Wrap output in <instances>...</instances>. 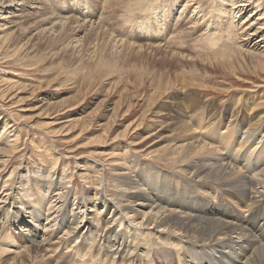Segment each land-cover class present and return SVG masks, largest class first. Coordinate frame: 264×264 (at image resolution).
I'll return each instance as SVG.
<instances>
[{"label":"bare ground","instance_id":"obj_1","mask_svg":"<svg viewBox=\"0 0 264 264\" xmlns=\"http://www.w3.org/2000/svg\"><path fill=\"white\" fill-rule=\"evenodd\" d=\"M57 1L63 2L62 5L54 0L51 7H55L53 10L59 21H53L50 27L35 35L45 41L55 37L59 41L61 35H66L63 42L60 41L61 49L80 48L85 27L87 30H102L107 26L106 18L117 13L114 7L105 15L102 11L106 7L93 6L90 3L93 0ZM120 1L105 2L111 8V2ZM157 1L151 0V6ZM208 1L173 0L177 3L176 10L180 11L182 26L170 41L195 43L192 51L197 57L185 55L187 68L193 69L201 60L209 64L217 62L216 69L229 63L243 66L246 62H254L263 69L264 5L260 0ZM43 5L47 6V0H0V20L3 21L0 30L8 48L13 43L12 26L20 19L17 16L25 12L24 7L39 11ZM126 13L130 17L133 10L128 7ZM219 13L223 16H218ZM209 22L215 24L211 32V26H205ZM172 25L173 20H169L153 31L150 30L151 24L140 25L132 28L127 38H119L117 32L113 35L108 27L104 30V40L108 44L114 43L117 48L128 45L143 53L146 47L139 38H133L132 31H143L150 40L149 48L160 47L167 41ZM203 26L206 28L201 30ZM23 27L26 32L34 31L32 26ZM219 39L225 42L221 50L216 48ZM21 48L24 47L17 48L14 55L22 53ZM115 58V54H107L106 48L100 45H96L87 56V59H95L92 66L95 69L114 68ZM201 81L203 79L192 73L185 85L197 88ZM156 88L161 89V82ZM1 97L8 98L7 94ZM67 103L69 100L65 99L56 104L61 107ZM95 113L97 110L88 115L94 117ZM117 117L111 115L105 122L106 136ZM191 117L197 118L192 122ZM215 117L212 115L205 120L185 112L178 116L175 124L185 133L182 144L171 147L159 158L175 167L171 171L155 164L133 166L134 157L124 151L121 155V150L110 155L109 160H114L115 165V190L112 194L104 190L107 181L101 168L96 174V184L92 186L94 194L88 200L90 202L84 194L70 190V180L57 176L55 171L49 178L42 177V174L35 176L29 171L31 175L26 179L31 185L16 190L9 179L2 180L0 176V264L4 255L13 252L16 256L6 264H69V258L49 260L67 249L68 254L77 255L78 264H258L262 261L264 264V223L248 226L252 217L264 215V157L260 153L264 146V131L258 144L247 151L251 138L262 125L257 122L249 125L238 140L235 135L241 129H237V124L232 126L235 121L231 119L226 129L216 130L220 133L216 137L215 127L212 128ZM146 120L144 116L123 131L128 132L131 127L137 130ZM2 123L6 129L0 134V175L16 151L21 134L15 124L0 116V125ZM12 132L13 135H9ZM232 143L237 145L232 146ZM234 159L238 162H233ZM72 195L74 202L70 200ZM101 205L102 210L99 209ZM109 206H112V212L106 216L104 210ZM18 207L24 214L17 216ZM42 217L46 221L44 224H41ZM41 225L43 230L38 232ZM63 226L65 229H60ZM29 234L31 236H27ZM37 234H41L40 240H37ZM10 244L15 250L7 247Z\"/></svg>","mask_w":264,"mask_h":264},{"label":"rangeland","instance_id":"obj_2","mask_svg":"<svg viewBox=\"0 0 264 264\" xmlns=\"http://www.w3.org/2000/svg\"><path fill=\"white\" fill-rule=\"evenodd\" d=\"M105 1L107 0H93L90 3L100 9L106 7L102 11L105 15L114 7L117 13L106 18L107 26L102 30H87L85 27L78 49L60 48V41L63 42L66 35H61L63 37L59 41L58 37L54 40L46 38L45 41L35 35L50 27L53 21H59L53 10L55 7H51L54 0H47V6L43 5V9L39 11L24 7L25 12L17 16L20 19L12 26L13 45L9 48L5 45L2 37L4 33L0 30V116L15 124L16 130L21 133L16 151L0 176L2 180L9 179L14 190L31 185L27 183L29 179H26L31 172L35 176L42 174V177L49 178L55 171L57 176L70 180V190L84 194L88 201L94 194L92 186L96 184V174L102 168L107 181L104 190L112 194L115 190L113 184L117 182L114 160L111 162L109 157L119 150L121 155L124 151V154L134 157L133 166L155 164L171 171L175 167L159 158L171 147L182 144L181 138L185 133L178 129L175 121L184 112L201 116L205 120L212 115L216 116L213 118L216 123L212 126L215 127L216 137L220 136L216 130L226 129L231 119L235 121L232 126L237 124V129H241L235 135L238 140L249 125H255L256 122L261 124L251 138L247 151L258 144L264 133V68L258 67L254 62H246L243 66L229 63L216 69L214 66L217 62L209 64L201 60L193 69L187 68L185 55L197 57L192 51L195 43L170 41L182 26L176 2L158 0L151 6V0H121L118 3L111 2L113 7L109 8ZM58 3L62 5L63 2ZM260 3L264 5V0H260ZM128 7L133 10L130 17L126 13ZM96 11L98 14L99 11ZM18 13L19 11L15 14ZM218 16L222 17L223 14L219 13ZM169 20H173V25L167 41L160 47L149 48L150 40L144 36V32L140 29L132 31L133 38H139V42L146 47L143 53L128 45L117 48L114 43L108 44L104 40V30L108 27L113 35L117 32L119 38H127L134 27L151 24L150 30L153 31ZM23 26H32L33 33L24 31ZM205 26H211V32L215 24L209 22ZM187 35L192 37V34ZM219 41L216 48L221 50L225 42L224 39ZM96 45L105 47L107 54H115L114 68L92 67L95 59H87V56ZM21 46L24 47L21 48L22 53L14 55ZM192 73L203 79L197 88L185 85ZM159 82L161 89L157 90ZM3 94H7L8 98L1 97ZM65 99L69 100L68 105L57 106L56 103ZM94 110L97 113L90 117ZM111 115L118 117L106 136L104 128ZM144 116L147 120L139 129L131 127L128 132L123 131L127 125H135V121ZM191 118L193 122L197 117ZM4 125H0V134L6 129ZM122 132L124 134L120 135ZM214 144L218 146V143ZM236 145L237 143H232V146ZM225 152L229 153V150ZM260 153L264 157V146L260 148ZM122 157L121 160L124 161ZM126 158L129 160V157ZM233 162L238 161L234 159ZM70 200L74 202V195ZM102 208V205L99 206V209ZM111 208L109 206L104 210L106 216L111 215ZM18 210L17 216L24 214L20 207ZM45 222L42 217L41 224ZM258 223H264V215L252 217L248 226L255 227ZM42 226L38 227V232H42ZM60 229H65V226ZM17 233L20 234L19 230ZM41 237V234L36 235L37 240ZM7 247L15 250L13 244ZM67 251L68 249L59 251L49 260L63 261L69 258V264H78L77 255L68 254ZM15 256L14 252L4 255L2 264L11 262ZM258 264H263V261Z\"/></svg>","mask_w":264,"mask_h":264}]
</instances>
